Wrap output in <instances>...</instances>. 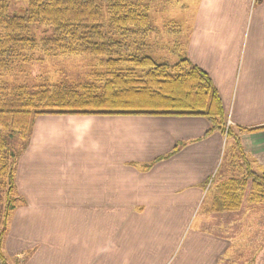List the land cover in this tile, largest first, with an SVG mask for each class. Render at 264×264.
<instances>
[{"label":"crops","instance_id":"crops-1","mask_svg":"<svg viewBox=\"0 0 264 264\" xmlns=\"http://www.w3.org/2000/svg\"><path fill=\"white\" fill-rule=\"evenodd\" d=\"M194 17L185 54L233 124L260 127L241 142L264 169V0H199ZM208 128L199 115L36 116L17 160L26 204L11 214L8 262L220 264L226 237L195 224L225 145Z\"/></svg>","mask_w":264,"mask_h":264},{"label":"trees","instance_id":"trees-1","mask_svg":"<svg viewBox=\"0 0 264 264\" xmlns=\"http://www.w3.org/2000/svg\"><path fill=\"white\" fill-rule=\"evenodd\" d=\"M26 1L27 7L20 15L10 13V0H0V76L10 65L9 71L13 59L26 48L31 51L43 48L54 55L93 57L98 65H103V73L99 76L100 87L93 83L77 87L52 83L28 91L20 86L9 89L0 86V129L8 131L10 138L23 140L20 150L10 154L9 167L0 166L6 196L0 228V264H10L3 248L5 233L16 202L24 201L17 197L15 170L36 116L199 115L209 123L206 134L219 130L226 139L235 137L238 143L239 132L260 128L235 126L238 129L234 130L226 124L218 90L209 75L186 56L185 48L173 63L157 62L151 56H140L134 51L128 60L132 66L121 68L122 51L131 46L135 50L146 47L144 39L149 37L152 27L155 28L147 7L140 5L141 1L149 0ZM33 24L49 25L51 34L40 40L29 36L28 30ZM239 152L243 156L242 150ZM242 164L245 170L240 178L230 177L207 186L202 201L207 202L199 209L214 219L231 220L245 210L247 203L264 204V171L254 170L244 156ZM14 264L20 263L15 261Z\"/></svg>","mask_w":264,"mask_h":264},{"label":"rangeland","instance_id":"rangeland-1","mask_svg":"<svg viewBox=\"0 0 264 264\" xmlns=\"http://www.w3.org/2000/svg\"><path fill=\"white\" fill-rule=\"evenodd\" d=\"M199 0H149L141 1L140 5L147 7L151 15L152 27L151 34L145 38L146 47L135 50L130 47L122 51V67L127 69L131 67L128 62L133 57V52L138 51L139 55L151 56L157 62L173 63L179 59V55L184 53L185 42L188 37V28L192 24L196 4ZM253 2L255 0H252ZM27 7L26 0H10L9 11L22 15ZM155 29V30H154ZM188 31V32H187ZM51 34V28L47 24H33L29 27L28 35L40 40L43 36ZM126 40V39H125ZM127 41V40H126ZM51 51H53L51 49ZM120 57V55H118ZM25 59V60H23ZM14 63L6 72L0 76V86L5 89L11 87H24L26 90L38 88L41 85L62 84L69 87H77L85 83H93L100 87L99 76L103 73V65H98L97 59L93 57L78 55H54L43 48H37L34 51L24 49V52L18 54L13 59ZM12 61V62H13ZM226 124L234 130L235 124L232 123L229 116L226 115ZM241 131L238 135L239 143L236 138L224 137L225 145L223 155L217 166L216 173L207 181V185H215L226 173L227 178H240L243 175V156L252 163L254 170H263L259 162L252 160L251 155L245 152L242 146ZM224 135V134H223ZM23 140L18 137L10 138L8 131L0 129V166L5 164L9 167L12 157L20 150ZM27 144V141H26ZM239 150H242L243 156ZM24 164L22 167H25ZM8 169V168H7ZM15 169V166H14ZM4 170V166L3 169ZM18 170L16 167L15 173ZM225 179V180H226ZM224 181V180H223ZM17 189V188H16ZM207 191V189H206ZM17 192V191H16ZM21 197L17 192V197ZM14 197V195H13ZM22 198V197H21ZM5 182L0 176V228L5 208ZM207 201H204L203 205ZM25 203L17 201L16 206ZM26 204V203H25ZM202 205V206H203ZM264 204H250L243 212L234 219L227 218H207L203 220L206 214L202 209L196 213L195 224L199 221L202 229L209 230L215 234H221L226 237L229 243L226 254L219 261L223 264H263L264 263ZM11 218V217H10ZM9 218V223H10ZM223 218V219H222ZM259 222V223H258ZM261 222V223H260ZM8 223V228H9ZM8 232V230H7ZM5 233V236L7 235ZM228 252V253H227Z\"/></svg>","mask_w":264,"mask_h":264}]
</instances>
